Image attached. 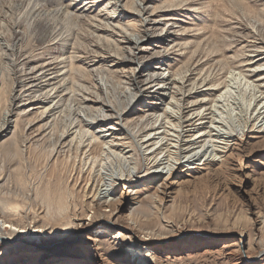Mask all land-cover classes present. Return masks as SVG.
Returning <instances> with one entry per match:
<instances>
[{
  "label": "bare ground",
  "instance_id": "1",
  "mask_svg": "<svg viewBox=\"0 0 264 264\" xmlns=\"http://www.w3.org/2000/svg\"><path fill=\"white\" fill-rule=\"evenodd\" d=\"M53 3L59 7H50ZM130 4L143 13L138 0ZM16 5L0 23V137L11 134L0 154V242L41 245L33 228L17 224L32 213L92 230L98 253L103 247L98 237L108 233L127 243L128 254L154 261V245L165 235L139 223L136 208L125 212L121 223V208L107 212L105 207L116 202L117 184L133 188L150 173L168 179L183 167L195 169L233 148L242 150L250 131L264 134V70H259L264 68V9L249 12L255 22L235 53H222L225 39H211L174 66L167 56L153 60L152 55L146 62L137 52L132 56L139 40L128 35L122 40L97 35L73 1L19 0ZM121 28L140 32L137 25ZM94 34L96 40L87 38ZM100 41L107 44L106 54ZM27 92L34 93L17 104ZM191 234L196 235H168L165 253L192 251L207 242L192 240ZM71 236L64 231L56 241L70 242L76 237ZM255 237L261 244V234ZM4 247L0 255L9 250ZM44 256L39 264L66 259ZM105 264L112 263L105 258Z\"/></svg>",
  "mask_w": 264,
  "mask_h": 264
},
{
  "label": "rangeland",
  "instance_id": "2",
  "mask_svg": "<svg viewBox=\"0 0 264 264\" xmlns=\"http://www.w3.org/2000/svg\"><path fill=\"white\" fill-rule=\"evenodd\" d=\"M8 1H12L11 4ZM17 1L19 0L0 1V23L1 18L6 17L5 14L8 15L12 8L17 7ZM66 1H73L76 7L80 6L88 15L86 19L97 28V35L110 37L112 40H122L128 35L133 40H139V49H134L132 56L137 52L146 58L144 62L167 56L171 58L174 66L186 61L190 50L211 39H225L221 43L222 53H235L243 45V39L248 38L250 22H255L249 12L264 9V0H138L142 8H145L140 14L130 7L133 0ZM127 3L130 5L126 6ZM50 7L59 5L53 3ZM162 17L169 19L159 21ZM108 21L110 24L107 25ZM127 24L137 25L140 32H122L121 25ZM96 34L87 38L96 40ZM98 43L103 54H106L107 44L103 41ZM47 52L43 54L48 56ZM109 52L112 51L109 49ZM127 55H130V51ZM139 61L135 57L134 62ZM259 70L263 71L264 68ZM33 93L27 92L25 97L16 100L17 104L26 101ZM8 94L9 88L1 95L2 102ZM3 105L0 104V126ZM39 120L38 118L33 124L40 122ZM10 136L11 134L0 137V154L6 151ZM180 171L181 169L176 170L168 179L158 176L159 173L143 175L133 188L117 184L114 193L116 202L105 207L107 212L115 207L121 208V223L126 220L125 212L136 208L139 223L146 227L151 226L160 235H165H161V244L154 245L158 247L153 250L156 258L154 261L141 260L128 254L125 251L127 243L115 240L112 238L113 234L108 233H102L98 237L101 238L99 242L103 246L98 253L89 237L95 236L92 230L82 227L76 229L73 222L65 225L62 224L65 221L35 217L31 213L21 217L17 224L33 228L36 236H41L42 244L35 245L18 240L7 243L1 241L0 251L4 246L9 250L0 255V264H39L44 260V254L49 257L62 255L66 257L64 264H80L79 258L86 260L84 264H105V258L112 264H264V252L259 253L264 246V223H258L264 219V134L250 131L242 150L233 148L209 164H197L195 169L183 167ZM140 173H145L144 167L140 169ZM163 216L168 222L162 220ZM162 226L164 228L161 229ZM113 227L120 228L118 225ZM259 228L262 230L258 231ZM241 229L246 232L243 236L239 234ZM7 230L11 231V228L8 227ZM64 231L70 232L73 238L80 233L70 242L56 241V237ZM126 233L131 232L126 230ZM182 233H195L196 235L191 234L189 238L194 240L200 237L207 242L192 251L165 253V247L169 243L164 238ZM258 233L263 239L262 245L253 241Z\"/></svg>",
  "mask_w": 264,
  "mask_h": 264
}]
</instances>
